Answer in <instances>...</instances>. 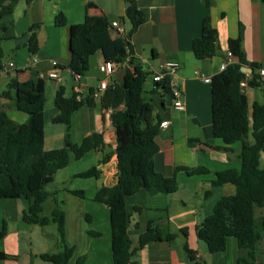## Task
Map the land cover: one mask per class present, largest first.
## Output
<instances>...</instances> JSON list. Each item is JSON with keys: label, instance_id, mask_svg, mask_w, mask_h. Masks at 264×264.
I'll use <instances>...</instances> for the list:
<instances>
[{"label": "crops", "instance_id": "1", "mask_svg": "<svg viewBox=\"0 0 264 264\" xmlns=\"http://www.w3.org/2000/svg\"><path fill=\"white\" fill-rule=\"evenodd\" d=\"M23 2L25 4V0ZM126 2L129 4L126 5ZM132 2L146 16L145 22L137 27L130 39L135 63L141 65L151 76L164 61H177L179 68L176 81L183 90L184 108L177 110L170 105L169 93L163 92L161 88L152 91L154 83L151 88L146 89L147 94H152L149 99L159 96V104L157 108L154 106V113L160 116L161 121H168L167 127L160 128L155 137L159 148L153 158L155 169L167 176L177 166L203 167L206 172L192 175L183 170L177 172L178 189L172 194L150 195L141 189L126 198L127 233L133 246L137 244L139 235L146 230L150 220L164 219L169 232L173 234L172 240L150 241L145 244L132 256L130 264H237L238 248L236 240L230 239L233 237L227 238L225 250L210 253L195 232L196 226L212 212L216 201L221 196L235 192L233 184L214 186L211 181L218 171L238 168L241 153L240 142L223 149L225 144L212 134L210 82H205L204 78H211L221 71L220 64L229 52L227 40L237 37L240 29L241 47L246 59L264 62V0H213L211 6H207L204 0H33L28 4L30 12L20 20V29L17 28L19 22L17 24L14 20V26L0 31L2 50L3 43L9 40L14 41L15 49H23V52L17 54L16 64L13 62L15 68L8 70L7 78L20 81L38 77L44 79V149L61 147L65 129L46 133L49 123L57 124L53 122V118L59 114L53 102L57 88L62 84L66 95L72 91L85 95L89 88L97 89L99 81L104 78V74L99 71V65L104 61L100 51L90 56L89 70L79 79L66 67L70 55L69 25L82 22L87 3H93L95 7L88 10L89 14L103 13L110 21H119L127 32L130 22L125 16V10ZM49 6L51 11L48 14L46 10ZM59 12L66 18L65 25L54 24V17ZM45 15L49 21L48 29L44 27ZM207 15L217 30L219 52L197 59L193 55L191 44L193 38L199 35L201 21ZM33 23L41 25L36 32L38 63L23 69L22 65L30 56L25 31ZM94 56L95 59H92ZM51 60L58 62L60 80L47 77V71L52 68ZM232 60L236 62L237 57L233 55ZM10 61L2 62V65L6 67ZM136 64L131 68L136 69ZM123 73L124 69L118 67L109 81H120ZM260 84L258 88L262 91L264 81ZM243 91L249 109L254 101L259 102L256 89L248 86L246 81ZM7 103V99L0 97V105ZM7 113L17 122L26 118L14 110H8ZM68 132L75 143H80L85 136L97 132L107 144L105 151H113L116 147L108 112L103 115L98 98L94 106L83 105L71 114ZM102 155L103 152L92 150L77 160V168L71 169L69 165L62 168L66 170L65 180L58 185L60 190L57 198L62 201L65 232L64 242H60L57 251H62L65 245L73 247L68 264H75L76 259L83 255L82 264H112L109 209L93 197L99 187L115 182L117 156L112 153L106 163L98 164ZM261 157L262 154L260 159ZM93 165L101 170L98 178L77 176ZM66 189H82L84 197L73 195ZM0 199H3L0 201V229L5 225L6 230L0 239V251L14 256L0 260V263L18 262L19 257L24 259V264H36L38 260H42L38 255L50 250L46 246L35 248L31 227L35 224H27L21 218L22 212L28 207V201L24 198ZM134 207H138L139 211H135ZM10 234L14 241L12 248L8 246V241L2 243V239L8 238ZM22 243L25 245L21 246ZM262 244L264 245V237ZM185 245L195 251L194 258L188 256ZM257 263L263 264L255 260V264Z\"/></svg>", "mask_w": 264, "mask_h": 264}, {"label": "trees", "instance_id": "2", "mask_svg": "<svg viewBox=\"0 0 264 264\" xmlns=\"http://www.w3.org/2000/svg\"><path fill=\"white\" fill-rule=\"evenodd\" d=\"M19 0H0V31H5L11 21L4 18L12 15ZM33 0H25L28 5ZM207 6L213 0H204ZM95 7L87 3L84 19L80 23L69 25V59L66 67L74 75L84 76L89 70V58L100 51L104 61L123 63L128 59L120 81H109L108 86L99 96V104L113 128L116 147L105 151L107 144L102 137L93 132L85 136L80 143H75L69 135L71 114L81 106H94L96 98L94 88H89L85 95L76 91L66 95L65 86L59 85L54 96V105L59 114L54 123L65 126L63 145L50 150L44 149V100L45 81L43 78L20 81L10 78L0 97L8 100L0 105V198L28 201V207L21 214L27 224L44 226L50 222L56 224L59 241L64 242V211L62 201H58L60 188L48 189L55 174L71 161L80 159L86 153L95 150L103 152L98 164L106 163L112 153L117 156L115 182L102 185L93 199L109 209L111 227L112 264H130L135 252L150 241L172 240L164 219L150 220L146 230L138 237L133 246L127 233L128 215L126 198L139 190L150 195L172 194L178 189L177 172L185 171L188 175L204 173L203 167L188 168L177 166L171 175H164L155 169L153 158L158 153L155 137L160 129L161 119L154 113V104L143 97L144 82L149 75L141 65L135 63L130 39L137 27L146 20V16L132 2L125 10L130 22V29L125 34L118 33L111 26L109 18L103 14H89ZM66 18L59 12L54 17V24L65 25ZM38 23L29 26L28 51L37 52L36 28ZM235 38L227 40L228 50L237 57V61L228 64L214 74L210 80L211 93V128L212 134L220 138L228 149L231 144L240 142L241 153L238 168H227L216 172L211 185L233 184L232 195L221 196L212 212L196 226L198 239L202 240L210 253L225 250L226 240L233 237L238 248L237 264H255V256L264 237V168L260 166V156L264 152V102L254 101L249 109L247 97L243 91V79L246 73L241 67H250V87L261 86L264 80L257 73L262 64L248 61L241 47L242 29ZM193 55L203 59L219 52L217 30L210 17L204 16L200 33L191 44ZM3 50L0 45V69L3 68ZM136 64V69L131 66ZM153 90L160 89L170 94L165 81L153 82ZM264 95V87L262 89ZM14 110L26 116L22 122L8 116L7 111ZM250 110V111H249ZM101 170L97 165L80 172V177L98 178ZM73 195L84 197L82 189H66ZM50 202V213L43 215L44 204ZM139 211L138 207H134ZM5 225L0 229V239L5 235ZM98 234V233H95ZM185 250L190 258L195 251ZM73 247L64 246L62 251L43 252L38 256L50 264H68ZM14 256L0 251V260ZM84 255L76 259L75 264H82Z\"/></svg>", "mask_w": 264, "mask_h": 264}, {"label": "rangeland", "instance_id": "3", "mask_svg": "<svg viewBox=\"0 0 264 264\" xmlns=\"http://www.w3.org/2000/svg\"><path fill=\"white\" fill-rule=\"evenodd\" d=\"M50 11H51V8L49 6V8L46 10V13L49 14ZM27 12L28 13L30 12V11H28V5L26 6L24 4L23 0H20L15 5L14 10H13V14L10 17L5 18V21H11L12 22L7 27L11 28L12 26H14V20H15V22L17 24L19 22V26L17 28L20 29L21 28V21L20 20L23 19L25 14L26 15L28 14ZM47 20H48L47 15H45V23H44L45 29H48L47 24H49V21H47ZM40 26L41 25L38 24V27L36 28L35 32L38 31ZM25 32L28 35V32L27 31H25ZM18 33H20V32H18ZM3 50H4V54H3L4 56L2 58V62H4V61L8 62L9 60H11L15 64H16V61L18 59L17 56L19 55L20 52H23V49H15L14 48V41H11V40L3 43ZM64 52H66V51H64ZM39 54H38L39 59L42 60V58L40 57L41 55H39ZM41 54L44 55L45 53H41ZM46 54H48V53L46 52ZM92 59H95V56ZM3 68H4V66H3ZM8 74H9L8 70L6 72V75L0 73V92L2 90L6 89L7 81H8V78H7ZM152 85H153V82H152L151 76L149 74V75H147L145 82H144V89L145 90L143 92V97L146 100H151V99H149V97L152 94H150V93L147 94L146 89L151 88ZM254 89H256V95H257V99H258L259 103L264 102V95L262 94V91L258 87H254ZM151 102L154 104L155 108H157L158 104H159V96L155 95V98H153L151 100ZM21 115L25 116L24 114H21ZM61 129H63V130L65 129L64 124H61V123L51 124V123H49L47 125V128H46V133L49 134L51 132H55V130L57 131V130H61ZM261 154H262V157L260 159V166L264 167V152H262ZM76 163H78L77 160H73L68 165L71 169H74V168H77ZM65 171L66 170L61 169L55 174L54 181L50 185H48V189L58 188V185L62 184L61 182L63 180H65ZM0 201H3V199H0ZM48 203H50V202L48 201L44 204L42 214L49 216L50 207H49ZM31 227H32V237H33L32 240H33V244H34L36 249H40V248H43L44 246H46L47 248H49L50 252L57 251V247L60 245V241L58 239V234H57V229H56L55 223L50 222L44 226L32 225ZM230 239H232V241H234V238H230ZM26 240H28V239H26ZM5 241H8L9 247H11V248L13 247L14 241H13V236H11V234L8 236V238L2 239V243H5ZM24 245L25 244H23V243L21 244V246H24ZM20 248L22 249V247H20ZM20 248H19V250H20ZM258 249H259V251L255 256V260L262 262L264 264V245L262 244V242L259 245ZM38 261H39V262H37L38 264H47L46 261H43V260H38ZM7 263L8 264H24V259L18 257V262L13 261V262H7ZM0 264H3V263H0Z\"/></svg>", "mask_w": 264, "mask_h": 264}, {"label": "built area", "instance_id": "4", "mask_svg": "<svg viewBox=\"0 0 264 264\" xmlns=\"http://www.w3.org/2000/svg\"><path fill=\"white\" fill-rule=\"evenodd\" d=\"M111 26L120 33L125 34V28L123 25L117 21H111ZM233 54L229 51L226 53L222 63L220 64V70H223L228 64L234 63L232 60ZM128 59H125L123 63H116L114 61H103L99 65V71L104 74V78L99 81L97 89L94 91L95 98H99L102 91L108 86L109 77L114 73V71L120 67H124L127 63ZM52 68L47 71V77L50 79L60 80L59 70L57 69L58 62L56 60H51ZM38 63V57L36 54H30L29 58L25 63L22 65L23 69L30 68ZM15 68V64L10 61L7 66L0 70V73L6 74L7 70ZM179 68V63L175 60H166L164 61L158 69H156L152 74L151 78L153 82H162L165 81L170 89V97H171V107L177 110H181L184 108V101H183V90L179 86L176 81V73ZM246 78L249 77L250 72H245ZM257 73L260 77L264 78V62L257 68ZM77 79L80 78L79 75H74ZM211 78L206 77L204 78L205 82H210ZM243 81V84H245ZM79 91V90H78ZM168 125V121H161L160 128H165Z\"/></svg>", "mask_w": 264, "mask_h": 264}, {"label": "water", "instance_id": "5", "mask_svg": "<svg viewBox=\"0 0 264 264\" xmlns=\"http://www.w3.org/2000/svg\"><path fill=\"white\" fill-rule=\"evenodd\" d=\"M129 2H126V5H128ZM241 71L242 72H251L252 69L250 67H241ZM243 81H245V79H243Z\"/></svg>", "mask_w": 264, "mask_h": 264}]
</instances>
